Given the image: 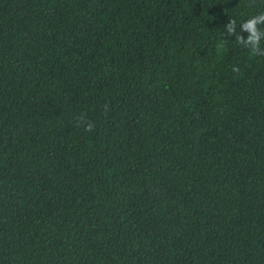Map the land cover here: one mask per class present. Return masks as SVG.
<instances>
[{
    "label": "trees",
    "instance_id": "16d2710c",
    "mask_svg": "<svg viewBox=\"0 0 264 264\" xmlns=\"http://www.w3.org/2000/svg\"><path fill=\"white\" fill-rule=\"evenodd\" d=\"M261 12L0 0V264H264Z\"/></svg>",
    "mask_w": 264,
    "mask_h": 264
},
{
    "label": "clouds",
    "instance_id": "9594fccd",
    "mask_svg": "<svg viewBox=\"0 0 264 264\" xmlns=\"http://www.w3.org/2000/svg\"><path fill=\"white\" fill-rule=\"evenodd\" d=\"M264 25V12L258 13L247 20L243 21L237 32V24L235 20H229L226 25V31L228 36L235 38V41L238 45L243 46L244 48L249 49L252 55H264V48L261 47V41H264V28L261 26ZM247 32L248 36L245 39L241 32ZM233 72H238V67H233ZM78 124L84 127V130L92 131L95 125L86 120L83 116L78 117Z\"/></svg>",
    "mask_w": 264,
    "mask_h": 264
}]
</instances>
